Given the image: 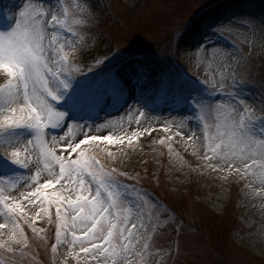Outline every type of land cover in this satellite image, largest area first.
I'll return each instance as SVG.
<instances>
[{
    "label": "rangeland",
    "instance_id": "obj_1",
    "mask_svg": "<svg viewBox=\"0 0 264 264\" xmlns=\"http://www.w3.org/2000/svg\"><path fill=\"white\" fill-rule=\"evenodd\" d=\"M50 1L54 12L57 5L67 9L70 26L74 31H80L83 38L77 44L84 43L92 56L103 61L96 64L92 57L69 55L75 74L71 87L77 90L81 80L86 84L77 94L79 104L84 107L81 112L72 114L55 105L58 110L66 112V120L73 119L93 128L107 118L114 120L127 111V103L119 87V74L131 66L145 79V89L150 96L145 104L147 122L135 113L130 123L137 127V121H140V126H150L155 129L154 133L144 136L139 142L127 139L122 144L127 151L119 154L117 150L110 157L104 149L113 151L111 145L108 146L105 141L93 142L98 147L92 154L98 156L106 168L121 173L116 177L121 183H133L152 198H144L141 212L147 218L159 217L161 220V235L157 238L156 248L151 249L153 254L160 245L167 247L165 242L174 240L176 232L171 226L174 222L183 224L184 229L179 232L177 252L172 247L166 258L162 257L163 264H264V183L259 179V164L254 179H237L232 173L217 174L209 172L207 165L200 167L201 157L211 141L218 134L224 136L232 122L235 101L228 93L237 94L245 106L255 110L256 117L261 115L264 103V0H91L87 16L77 11V5L80 8L87 6L85 0H48V3ZM242 1L248 5L247 8L232 14L233 4ZM104 2L111 6L114 17L105 13L108 7L103 8ZM6 3L10 6L11 1L0 0V20H6L8 24L9 19L16 20L15 27L19 19L18 7L8 9ZM19 9L20 13L23 8ZM77 16L86 22L72 24V19ZM231 25L242 28L255 25L256 29L243 33ZM59 34L71 39L65 31ZM199 45L204 52L215 45H223L235 54L234 61L217 73L196 55L194 48ZM181 69L187 72L183 74ZM153 72L160 73L161 79H156ZM238 76L242 78L241 83L236 80ZM8 79L5 74V79L0 78V84ZM89 81L93 82L92 86ZM219 81L224 82L223 92L216 87ZM234 82L233 88L231 85ZM159 88L165 93L161 112L155 94ZM88 95L91 96L90 102ZM105 97H115L116 103L109 106ZM201 101L204 106L198 110L196 105ZM86 107H93L95 113L86 111ZM148 112L153 115L150 117ZM177 116L185 118L186 126L194 129L199 143L194 148L188 144V137L179 135L182 131L168 130L167 118L172 120ZM48 131L59 134L61 128L53 127ZM201 131L207 132L208 143L200 137ZM32 134V129H25L21 136ZM50 139V136L46 137L47 141ZM24 143L22 141L21 147ZM32 147L28 145L29 149ZM0 152H3L2 147ZM38 155L40 163L44 164L37 144L35 151L22 150L19 158L31 157L34 161ZM0 158L10 164V167L0 165V177L35 174V168L29 173L7 156L0 154ZM123 172L136 175L139 179L126 180L128 178L122 175ZM20 183L24 180L21 179ZM154 195L166 201L179 214H170L167 205L155 200ZM46 206L48 213L43 219L37 215L39 209L34 213H29L27 208L23 213L18 211L15 236L12 235L11 224L6 221V228H0V255L9 264H63L65 260L68 264H79L75 255H68L69 251L79 252L78 241L75 248L61 244L56 253L52 252L57 224L56 205ZM0 215L3 217V213ZM48 225H51L50 229L44 231ZM68 235L70 239V231ZM49 239H52L51 246L47 245ZM139 259L138 256L132 264H139Z\"/></svg>",
    "mask_w": 264,
    "mask_h": 264
},
{
    "label": "snow or ice",
    "instance_id": "obj_2",
    "mask_svg": "<svg viewBox=\"0 0 264 264\" xmlns=\"http://www.w3.org/2000/svg\"><path fill=\"white\" fill-rule=\"evenodd\" d=\"M85 3L87 6L84 8L77 5V11L87 16L90 14L91 0H85ZM68 16L67 9L62 5H57L54 12L48 0H28L19 13L15 27L9 32H0V70L9 77L6 83L0 84V147L3 148L0 154L29 173L32 168L36 169L35 174L23 177H0V213H3L6 223L11 224L12 235L15 236L18 211L23 213L26 208L28 211L39 209L37 215L43 219L48 213L46 205L54 203L57 224L53 253L58 251L61 244L75 248L78 241L79 252L69 251L68 255H75L79 264H132L138 256L139 264H163L162 257L166 258L172 245L178 246L179 242L166 241L167 247L160 245L154 254L151 251L156 248L157 238L161 235V220L159 217L147 218L141 208L144 198H152L134 185L121 183L116 179L121 173L106 168L92 154L98 147L93 142L107 141L113 144L117 137L111 133L91 135L95 128L77 122L69 124L66 112L55 107V101L61 99V90L68 89L74 78L69 71L70 54H78L81 58L92 57L94 63H103L92 56L84 43L77 44L83 38L80 31H74L70 26ZM85 22L79 16L72 19L75 25ZM65 29L71 39L59 34ZM205 52L207 54L208 50ZM210 55L219 57L223 61L222 67L224 64L230 66L235 56L230 50L215 47L211 48ZM231 86L234 88L235 82ZM216 87L223 92L224 82L219 81ZM227 95L235 101L232 122L224 136L218 134L211 141L207 152L201 157L200 167L207 165L209 172L217 174L232 173L237 179H254L259 164V179L264 183V108L260 109L261 115L256 117L255 110L247 108L237 94L233 92ZM196 106L199 110L204 102ZM133 109L147 122L145 113L136 106ZM139 125L140 121H137L138 130L131 133L133 137L151 136L155 131L150 126L140 128ZM53 127L61 128V132L67 129L69 133L73 127H79L81 135L52 134L48 130ZM25 129H32L34 134L21 136ZM179 135L183 136V132ZM47 136L51 137L50 141L46 140ZM126 140L127 134L121 144ZM22 141L26 142L23 147ZM29 144L33 146L32 149L28 148ZM37 144L43 155L44 170L47 171L43 178L39 155L34 161L31 157L19 158L22 150L35 151ZM104 151L109 157L113 155L112 150ZM122 175L133 181L139 179L129 172ZM224 178L227 179V176ZM21 179L24 183H20ZM138 196L141 198L135 199ZM153 203L158 204L154 200ZM125 204L126 208L123 207ZM69 216L70 223L66 221ZM5 226L0 224V228ZM171 226L178 230V235L184 229L181 223L173 222ZM33 231H36L35 226ZM63 264H68V261L65 260Z\"/></svg>",
    "mask_w": 264,
    "mask_h": 264
},
{
    "label": "bare ground",
    "instance_id": "obj_3",
    "mask_svg": "<svg viewBox=\"0 0 264 264\" xmlns=\"http://www.w3.org/2000/svg\"><path fill=\"white\" fill-rule=\"evenodd\" d=\"M7 1V0H5ZM11 4L10 6L8 5V3H6V6L8 7V9H14V7H18V9H16V11L18 12L19 15V8H24V6L26 5V3L28 2V0H10ZM244 1L242 2H235L232 6V9L230 12L232 14H237V13H241L242 9H246L247 8V4H243ZM50 4L53 7L52 2L50 1ZM230 6L232 5L229 4ZM233 11V12H232ZM16 20H14L15 22ZM14 22L12 19H9V23L8 26L5 29H0V32H9L14 28ZM50 24V23H49ZM231 27L233 29H235L236 31H240V32H253L256 29L255 25H250L247 28L245 27H238V26H232ZM195 43H197V40H194ZM215 48H217L218 50H222V49H227V47L223 46V45H215L213 46ZM211 48H208V53L206 54V52L203 51V47H201V45L196 46L195 52L196 55L198 56L199 59H201L202 61H204L205 63L211 65V68L213 71L220 73L222 70L227 68L228 64H224V66L222 67L223 61L220 60L219 57H211L210 52H211ZM5 72H1L0 73V78L1 79H5ZM119 87L121 89V93L123 92V99H125L126 103H127V111L121 113V115H118L114 118V120H111L110 118L105 119L103 122H98L95 124L94 128L96 129L95 131L91 132L90 134L92 135H106L111 133L112 135L117 137V140H115L113 142V144H109L107 141H105L106 143H108V146L111 145V147L114 148V150L112 152H115L117 150H119L118 152L121 153H125L127 151L126 146L122 145L120 143V139L124 138L125 134H127V139H131L134 142H139L141 141V139L145 136V135H141L138 138L137 137H133L131 135V133L133 131H137V127H134L130 121L132 116L137 113L136 110L133 109V106H136V109H138L140 112H143L146 114L147 116V110L145 109V104L148 101V94L147 91L145 89V82L143 80V78H141L138 70H136L133 67H129V68H125L120 74H119ZM106 102L109 104V106H113L116 102L115 97H105ZM115 102V103H114ZM16 106V105H14ZM112 109H115L114 107H110ZM148 115L151 117L153 114L152 112H148ZM138 116V115H137ZM136 116V117H137ZM112 118V117H111ZM173 119L170 120V118H167V124H168V128L171 129V131L176 132V130L182 131L183 132V136L188 137L186 138L188 144L190 146H192L193 148L196 146V144H199L197 142V139L195 137V131L194 129H192V127L186 126L188 123L184 122L183 119L180 116L177 117H172ZM67 121L69 122V124H71L72 122H77L79 124H81V122L75 121L73 119H67ZM187 121V119H186ZM82 125V124H81ZM101 125H105V127L101 128ZM145 125H142L139 127L143 128ZM170 131V132H171ZM124 133V134H122ZM65 134H67L68 136H72L75 135L76 137L80 136V128L79 127H73L72 132L69 133L67 129L64 130V132H60L59 135L64 136ZM180 138V137H179ZM181 139V138H180ZM185 140V142H186ZM59 148V146H58ZM121 149H123L121 151ZM133 150L135 149V147L132 148ZM128 153H131L128 151ZM194 153V151H193ZM195 154V153H194ZM39 167L42 169L41 174L42 176H46L47 175V171L44 170V164L40 163ZM58 189V186H57ZM29 208L31 206H28ZM28 210V209H27ZM29 213H34L32 211H29ZM66 221L68 223H70V216L66 218ZM0 223L1 224H5V220L2 217V215H0ZM6 228V226L4 227ZM10 228V226H9Z\"/></svg>",
    "mask_w": 264,
    "mask_h": 264
}]
</instances>
